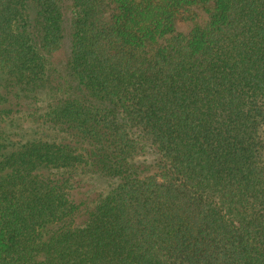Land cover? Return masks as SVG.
I'll return each instance as SVG.
<instances>
[{"label": "trees", "instance_id": "trees-1", "mask_svg": "<svg viewBox=\"0 0 264 264\" xmlns=\"http://www.w3.org/2000/svg\"><path fill=\"white\" fill-rule=\"evenodd\" d=\"M0 264H264V0H0Z\"/></svg>", "mask_w": 264, "mask_h": 264}, {"label": "rangeland", "instance_id": "rangeland-1", "mask_svg": "<svg viewBox=\"0 0 264 264\" xmlns=\"http://www.w3.org/2000/svg\"><path fill=\"white\" fill-rule=\"evenodd\" d=\"M68 47H69V42H68V38H67V41H66V43H65V45H64V47H63L64 50H63V52H61V53H62V54L65 53V54H66V53L68 52ZM24 125L29 126V123H28V122H25Z\"/></svg>", "mask_w": 264, "mask_h": 264}]
</instances>
